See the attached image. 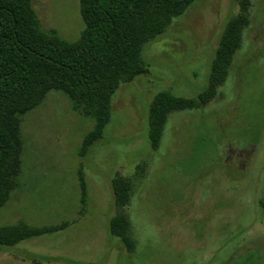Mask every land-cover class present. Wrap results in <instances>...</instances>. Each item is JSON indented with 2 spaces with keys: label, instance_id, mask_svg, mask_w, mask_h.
<instances>
[{
  "label": "rangeland",
  "instance_id": "rangeland-1",
  "mask_svg": "<svg viewBox=\"0 0 264 264\" xmlns=\"http://www.w3.org/2000/svg\"><path fill=\"white\" fill-rule=\"evenodd\" d=\"M248 1L228 76L207 104L169 114L157 150L148 137L149 103L161 90L197 97L224 22L244 13L241 0H194L146 42L148 73L120 84L102 139L84 155L79 147L94 120L62 92L48 91L20 117V169L0 226H65L0 246V264H264V0ZM31 4L43 28L79 37V0ZM117 176L129 184L122 209L112 189ZM120 210L136 242L131 254L109 233Z\"/></svg>",
  "mask_w": 264,
  "mask_h": 264
},
{
  "label": "trees",
  "instance_id": "trees-1",
  "mask_svg": "<svg viewBox=\"0 0 264 264\" xmlns=\"http://www.w3.org/2000/svg\"><path fill=\"white\" fill-rule=\"evenodd\" d=\"M194 0H79L83 29L76 40L43 28L31 0H0V208L17 185L20 169V117L38 106L50 90L62 92L74 111L91 117L94 125L82 138L79 154L102 139L111 113V101L120 84L148 73L141 53L146 42L162 34L174 17ZM244 13L227 18L215 48L208 81L195 99L158 91L148 107V137L159 148L162 130L172 111L207 104L229 74L235 52L248 25ZM81 201L87 187L79 171ZM115 204L129 201L124 177L112 181ZM61 225L33 226L25 221L0 226V246L11 247L31 237L63 229ZM109 233L126 251H136L129 218L121 210L109 220ZM262 259L264 255H259Z\"/></svg>",
  "mask_w": 264,
  "mask_h": 264
}]
</instances>
